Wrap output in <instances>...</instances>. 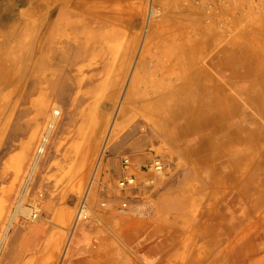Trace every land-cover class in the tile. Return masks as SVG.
I'll use <instances>...</instances> for the list:
<instances>
[{"label": "rangeland", "instance_id": "1", "mask_svg": "<svg viewBox=\"0 0 264 264\" xmlns=\"http://www.w3.org/2000/svg\"><path fill=\"white\" fill-rule=\"evenodd\" d=\"M80 1L70 0L61 8L59 0H0V41L15 22L28 18L32 28L41 27L42 49L29 53L28 76L20 88L15 89V79L0 87V240L12 220V241L9 238L2 244L3 264H73L90 254L98 263L158 264L163 256L164 264H196L193 256L210 258L226 246L246 252L214 264H263L264 225L259 220L264 219V205L247 210L257 197L250 198L249 194L246 202L240 190L224 180V185L231 187L217 189L220 203L214 207L206 196L212 189L205 186L201 171L186 179L191 164L169 140L168 132L154 124L157 116L147 114L150 108L154 113L175 112L176 101L169 95L174 89L179 93L181 84L173 87L167 86V81H139L130 100L127 94L145 45L152 51L177 48L184 38L187 46H199L201 42L204 59L224 50L237 54L244 51L238 48L250 40L245 30L251 22L264 25L261 5L246 9V4L236 3L231 7L235 17L219 21L204 19L192 0H87L86 12L74 8ZM8 5L18 15L4 19ZM64 15L70 18L63 19ZM4 22L8 23L6 27ZM69 31L78 37H73L72 46L62 53L56 37ZM214 33L223 36L214 38L215 46L203 47V36ZM35 36L29 35L28 41ZM225 43L234 47L224 49L221 46ZM20 54L7 53L12 61ZM62 54L65 58L60 61ZM166 54L175 62L172 52ZM163 55V50H146L142 61L152 62L154 57L161 61ZM2 72L4 69H0ZM257 85L264 96V83ZM152 89L158 90V97L150 95L153 98L146 103L152 102L153 107L144 105L140 97ZM55 90L58 93L53 95ZM164 94L166 100L160 98ZM54 107L61 113L57 116L59 128L57 124L52 159L47 161L51 140L30 176L32 159ZM82 124L89 133L99 130L100 139L90 164H72L70 169L78 174L70 178L63 172L61 158ZM134 129L138 139L146 134L144 143L118 144L115 140L117 131L128 136ZM124 156L131 159L138 179L135 186L121 188L118 177ZM158 159L164 170L147 171ZM82 169H87L84 176ZM148 179L153 182H145ZM176 196L188 203H175ZM83 199L91 212L76 225V212ZM125 201L127 205L123 206ZM214 219L219 220L218 227L209 225ZM251 220L254 225L245 228ZM73 225L76 231L72 233ZM239 233L244 235L239 243H231L232 234ZM78 237L79 245L74 244ZM164 239H175V244L171 243L174 246ZM99 251L111 254L104 256Z\"/></svg>", "mask_w": 264, "mask_h": 264}, {"label": "crops", "instance_id": "2", "mask_svg": "<svg viewBox=\"0 0 264 264\" xmlns=\"http://www.w3.org/2000/svg\"><path fill=\"white\" fill-rule=\"evenodd\" d=\"M60 1H62L63 6L61 8H63L64 4L66 5L70 0H59V2ZM86 1L87 0H82L76 3L74 8L81 12H86ZM7 7L8 9H4V19L10 18L11 14L18 15L11 5ZM62 17L63 19L70 18L66 15ZM13 18L16 19V17ZM4 23L6 27L8 23ZM250 26L251 27L247 31L245 30V36H250V40L247 41L245 45H242L241 48H238L244 51L235 54L237 51L224 50L221 53L212 54L213 56L210 55L207 60L204 59L205 53L200 50V41H198L199 46L195 43H192V46H187V43L183 40L184 38H182L181 44L177 48L157 49L156 51H164V58L159 61L158 58L154 57L152 62L142 61L143 53H145L146 50L156 52L145 45L138 59V68L131 82L132 89L130 88L127 93L130 96V100L131 97L134 96L133 89L139 81H167V86L174 85L173 87L181 84L179 93H176L174 89L169 95L170 99L176 101L175 112L160 110L159 113H154L150 108L147 114L157 116L156 123L154 124H156L162 132H168L170 135L169 140L176 146L179 153L191 164V170L186 179L191 180L193 176L195 177L196 173L199 175L201 171L202 176H204L203 179L206 181L205 186L208 187V189H212L207 190L206 196L207 199L214 204V207L216 204L220 203L219 195L217 196V189L219 190L220 188V191H222L224 187L225 189L231 187L228 183L224 185V180H228L232 186L238 188V190H240L239 195L243 196L253 192V189L250 187V185L252 186V181L264 173V96L260 94L256 87L258 83L260 85L264 83V70L262 72V69H264V58L258 54V51H264V25L262 22L258 24L256 21H252ZM39 29L32 28L28 18H26L15 22L11 28L6 31L7 33L4 32L5 34L2 36V41H0V69H4V72L0 73V87L3 83L6 84L13 78L17 79L20 76L22 80H24V77L28 76L29 53H38L42 50L41 47L39 48ZM204 33V35L207 34L206 32ZM214 34L215 35L203 36V47L208 48L209 46H215L213 42L214 38L217 37L218 39V37L220 38L223 36L222 33ZM29 35L37 36L29 42L27 38ZM73 37H78L76 32L73 31L59 33L57 35L56 44H61V48L59 49L61 50L60 52L65 53V51L72 46V40L74 41ZM258 39L262 41L260 42ZM211 43L212 45H210ZM233 45V43H225L221 47L227 49L234 47ZM174 49L181 52L185 51L186 54L188 53L187 58L183 54L184 59L180 61V64L173 65L175 62L171 59L172 55L166 54V52H172ZM12 51H21V54L14 60L15 63L9 57L10 55H7L8 52ZM63 57L65 58L62 54L59 60L62 61L64 59ZM191 58L194 59L192 60ZM14 68L16 69L15 71ZM235 69L236 72L244 71L247 74V78L238 75L234 71ZM257 69H259V72ZM224 84L228 86L225 89L222 88ZM161 85L163 84L161 83ZM163 90L165 89L163 88ZM157 93L158 90L152 89L151 93L148 92L147 95H140L144 102L143 104L151 105L152 102L146 103V101L149 99L152 100L153 97H158ZM53 95H55V91H53ZM150 95L153 97H150ZM165 97L164 94L160 98L166 100ZM244 99H248V101ZM184 105H188V108L181 111ZM253 109H256L255 111L260 118L256 117ZM244 118L247 120L243 121ZM82 127L84 128L85 126L82 124L79 127L81 129L78 128L76 136H74L75 140H73L70 148L61 158L65 163V165L62 166L63 172L67 173V176L70 178L78 174L74 171L75 169H70L72 164L81 162L85 165L90 164L100 139L99 130L89 133L83 130ZM135 133V129L129 132L128 136L126 135L127 133L125 134L117 131L115 133V140L118 144L127 143L130 145H137L138 143H144V140L147 138L146 134H143L144 137L142 136L141 139H138L140 136L136 138L137 134ZM133 135L135 138H133ZM222 139L226 140V143H224ZM191 143L193 147H191ZM193 143L196 145L195 147ZM53 144L56 145V132L52 144H50L47 161L52 159ZM82 170L83 171H80L82 174L81 176H84L87 169H85V171L84 169ZM129 170L135 175L137 180L138 176L133 168V164L130 166ZM146 170L149 171V167L146 168ZM174 200L175 203H180V205L188 203V201L179 196H176ZM81 201L87 203L86 199ZM208 205L209 204L206 205L204 210L208 209ZM256 205H259V202L254 206ZM251 206L252 205H249L247 210L250 209V211H253ZM217 210H219V208ZM75 221L76 225L82 221L77 220V212ZM259 221L261 222L259 223L260 225H264L263 218ZM209 225L218 227L220 222L214 219L212 224L210 222ZM253 225L254 222L251 220L249 224H246L245 228L249 229ZM249 232L250 231L247 233ZM242 235L243 233L232 234L231 243H239ZM173 236L175 235L173 234ZM80 239L81 238L78 237L74 244L78 243L79 245ZM164 242L170 243L169 246L173 247L174 245L171 243L173 242V244H175V239L170 242L164 239ZM241 243H243V241ZM236 249L237 248L233 246L231 248L226 246L220 249L219 252L214 253L210 258H206L207 256L195 255L191 259L197 261L196 264H214V261L218 259H235L236 257L239 258L243 252H246L245 249ZM228 250L229 252H227ZM86 251L90 252V250ZM262 252H264V250ZM90 253L96 254V251H91ZM229 253L232 254V257H225ZM234 253L236 254L235 256H233ZM99 254L108 256L111 253L108 252V254H106L99 251ZM90 255L91 257L85 255V257L78 259L73 264H114L112 261L104 263L95 262L96 257L92 254ZM255 257H257V255H255ZM257 258H260V256ZM71 259L72 257L70 261ZM205 259H210V261L208 262L207 260V262L204 263ZM164 262V257H160L158 264H164Z\"/></svg>", "mask_w": 264, "mask_h": 264}, {"label": "built area", "instance_id": "3", "mask_svg": "<svg viewBox=\"0 0 264 264\" xmlns=\"http://www.w3.org/2000/svg\"><path fill=\"white\" fill-rule=\"evenodd\" d=\"M202 11V16L207 20H230L235 17V12L231 10L232 5L236 3L246 4L245 8L261 5V10L264 16V0H192ZM132 165L131 159L128 156L122 158L123 172L118 179V185L121 188L134 186L137 183L136 177L130 172L129 168ZM149 170L157 173H161L164 170L163 163L158 159L155 160L150 166ZM145 182L152 183V179H148ZM126 202L122 203L126 206ZM88 204L85 201H81L78 206L77 220L86 219L89 217L91 209L88 208Z\"/></svg>", "mask_w": 264, "mask_h": 264}, {"label": "bare ground", "instance_id": "4", "mask_svg": "<svg viewBox=\"0 0 264 264\" xmlns=\"http://www.w3.org/2000/svg\"><path fill=\"white\" fill-rule=\"evenodd\" d=\"M153 9V8H152ZM151 9V10H152ZM209 39V38H208ZM184 40V39H183ZM2 41V40H1ZM170 52V51H169ZM184 54V56L187 58V55H188V53L186 54V52L184 51V52H181V51H178V50H176V49H174V51H172V54L173 55H175L174 56V60H175V63H174V65H176V64H180V61L182 60V59H184V57H183V54ZM258 54L259 55H261L262 56V54L264 55V51H258ZM222 55V54H221ZM256 55V54H255ZM213 56V55H212ZM215 56V55H214ZM238 56V55H237ZM259 58V57H258ZM192 60L194 59V58H191ZM226 59V58H225ZM207 60V59H206ZM230 61V60H229ZM12 66H14V65H12ZM237 67V66H236ZM175 68H177V67H175ZM235 72H236V69L234 70ZM20 72V71H19ZM234 72V73H235ZM238 75H240L241 77H245V78H247V74L244 72V71H238V72H236ZM235 73V74H236ZM8 74H9V72H8ZM233 75V74H232ZM15 78H13L12 80H14ZM249 80V79H248ZM20 81H22V78L19 76L17 79H15V81H14V83H15V85H16V87H15V89H17V88H20L19 86H20ZM225 85V84H224ZM250 86V85H249ZM226 87H228L227 85H225V87L223 88V89H225ZM256 87L258 88V90L260 89L259 88V86L258 85H256ZM214 91V90H213ZM221 91H222V89H221ZM57 91L55 90V93H56ZM58 93V92H57ZM254 93V92H253ZM59 96L61 95V94H58ZM245 97V96H244ZM2 98L3 97H0V103L2 102ZM246 98V97H245ZM206 99V98H205ZM245 101H248V99H244ZM214 101V100H213ZM211 102V101H210ZM216 103V102H215ZM251 103V102H250ZM217 104V103H216ZM208 105V104H207ZM232 105V104H231ZM203 106V105H202ZM222 107H224V106H222ZM232 107V106H231ZM188 108V105H184L183 107H182V109H181V111L183 110V109H187ZM205 108V107H204ZM230 108V107H229ZM216 111H217V109H216ZM200 112V111H199ZM203 112V111H202ZM61 113V110H57V108L56 107H54V110H53V113H52V115L50 116V118H49V120H48V122H47V125H46V127H45V131H44V133H43V135H42V137H41V141H40V143H39V145H38V147H37V150H36V154H35V156H34V158L32 159V162H31V165H30V172H31V169L33 170L34 168H35V166L37 165V163L39 162V159L41 158V156L44 154V152L46 151V148H47V143L49 142V141H53V139H54V136H52V135H54L55 134V132H56V125L58 124V128H59V123L57 122V116L59 115ZM222 113V112H221ZM223 114V113H222ZM205 115V114H204ZM210 115V114H209ZM211 115H212V113H211ZM191 117V116H190ZM253 117V116H252ZM182 118V117H181ZM60 120H61V118H60ZM59 121V120H58ZM187 122V121H186ZM220 124V123H219ZM189 125V124H188ZM220 125H223V124H220ZM61 127V126H60ZM187 127V126H186ZM189 127V126H188ZM85 128V127H84ZM220 129V128H219ZM184 131V130H183ZM88 132V131H87ZM205 134V133H204ZM211 134V133H210ZM50 136H52L53 137V139H52V137H51V139H50ZM87 136V135H86ZM202 138V137H201ZM96 140H97V138H96ZM199 141V140H198ZM190 142H191V140H190ZM198 143V142H197ZM82 144V143H81ZM188 145H190V144H188ZM193 145H194V143H193ZM196 145H194V147H195ZM191 147H193L192 146V143H191ZM87 149V148H86ZM196 149V148H195ZM198 150H199V148H198ZM89 152H90V148H89ZM37 167H39V166H37ZM261 172V171H260ZM262 173V172H261ZM31 174H32V172L30 173V176H31ZM224 177V176H223ZM255 180H257V182L256 183H253L252 185L254 186L255 185V190H252L253 192L250 194V198H251V196H256L257 197V199L256 200H258L259 201V204H263L264 205V173H263V175H260L257 179H255ZM254 187H252L251 186V189H253ZM245 192V191H244ZM241 196V195H240ZM242 197H245V201L247 202V199H249V194H246V195H243ZM251 200V199H250ZM256 200H254L253 202H250V204L252 205V207L255 205V204H257V203H254ZM14 220V219H13ZM11 225H12V220H10V223L8 224V225H6V227H5V229H4V233H2L3 235H2V237H1V240H0V264H3V261H4V257H3V255H2V253H1V250H2V244H4L5 242H7L8 240H9V238H10V233H11ZM72 233H73V231L75 230V225H73V227H72ZM76 231V230H75ZM11 239V238H10ZM12 241V239L10 240V242ZM35 242V241H34ZM7 244V243H6ZM33 244V243H32ZM9 247V246H8ZM108 248H109V246H108ZM112 249V248H111ZM5 251V250H4ZM111 252L113 251V250H110ZM108 254V253H107ZM243 262L245 261V260H242ZM17 264V263H16ZM41 264V263H40ZM264 264V263H263Z\"/></svg>", "mask_w": 264, "mask_h": 264}]
</instances>
